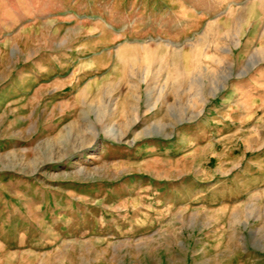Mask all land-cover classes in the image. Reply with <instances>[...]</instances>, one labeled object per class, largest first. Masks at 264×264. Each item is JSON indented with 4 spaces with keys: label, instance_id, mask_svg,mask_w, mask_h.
Instances as JSON below:
<instances>
[{
    "label": "rangeland",
    "instance_id": "obj_1",
    "mask_svg": "<svg viewBox=\"0 0 264 264\" xmlns=\"http://www.w3.org/2000/svg\"><path fill=\"white\" fill-rule=\"evenodd\" d=\"M0 264H264V0H0Z\"/></svg>",
    "mask_w": 264,
    "mask_h": 264
}]
</instances>
